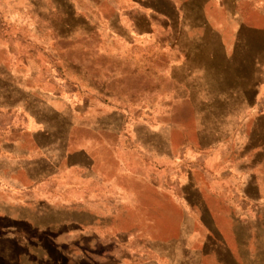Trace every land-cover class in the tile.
I'll return each instance as SVG.
<instances>
[{
	"label": "rangeland",
	"instance_id": "1",
	"mask_svg": "<svg viewBox=\"0 0 264 264\" xmlns=\"http://www.w3.org/2000/svg\"><path fill=\"white\" fill-rule=\"evenodd\" d=\"M210 2L0 0V264H264V0Z\"/></svg>",
	"mask_w": 264,
	"mask_h": 264
},
{
	"label": "crops",
	"instance_id": "2",
	"mask_svg": "<svg viewBox=\"0 0 264 264\" xmlns=\"http://www.w3.org/2000/svg\"><path fill=\"white\" fill-rule=\"evenodd\" d=\"M206 1H211L210 2V4H211V6H212V8L214 9V7H213V5L212 4H217L216 3V0H206ZM229 6H230V8H231V11H229L228 10V8H226L227 9V14L228 15H230L231 17H232V19L234 20V21H238L239 20V18H237V16H235L236 15V13H237V7H238V2H237V0H229ZM194 3H196V1L194 2ZM203 3V2H202ZM196 4H198L197 6H196V17L195 18H193V22H194V24L195 25H197V26H199V25H201V27H203L204 29H207L208 28V25H209V20H208V18H206L205 17V9H204V4H200L199 3V1L196 3ZM170 6V5H169ZM174 7V6H173ZM226 7V6H225ZM219 9H221V11H224L223 10V8H220V7H218ZM229 8V9H230ZM181 9V8H180ZM175 10H177L176 9V7H174V11ZM181 11H183V10H181ZM183 13V17L182 18H179V19H175V20H173V19H169V18H167V20H169V21H171V25H173V24H177L178 22H180L181 21V23L184 25V24H186V16L184 15V12H182ZM207 16V15H206ZM166 17V16H165ZM180 20V21H179ZM175 21V22H174ZM239 22V21H238ZM224 53H227V52H225V51H229L225 46H224ZM236 49L233 47V49H232V59L235 57L234 55H235V53H236ZM222 56V55H221ZM223 57V56H222ZM250 58H252V56L250 55ZM260 58V59H259ZM249 61H247L248 62V65H250L249 66V72H251V70H250V68L252 67L251 65H252V62H251V60L250 59H248ZM263 59L261 58V56L259 55V57H258V62H260V63H262V62H264V61H262ZM245 61L243 60V62L242 63H244ZM257 62V61H256ZM256 64V66H257V63H255ZM260 66V65H259ZM259 68V67H258ZM253 90H254V92L256 93V89H255V87L253 88ZM250 101L251 102H253L254 101V99H250ZM252 104V103H251ZM262 114V116L264 117V112L263 113H261ZM125 233V231L124 230H122V231H120V234H121V236H122V238L124 239L126 236H123V234ZM121 243L119 242V248H122V251H120L119 252V264H125V263H127V264H150V263H154V264H157V263H155V261H151L150 262V259H149V256H147L145 253L144 254H140L138 251H134V250H132V249H130V248H127V247H125V246H123V244H124V242H123V240L121 239ZM220 243V242H219ZM122 244V245H121ZM220 244H223V243H220ZM219 245V244H218ZM124 249H126V255H125V251H124ZM158 257H160V258H163V259H167L168 260V262H169V264H171V261L172 260H174L175 261V263H177V264H183V259H184V254H180V255H172V253L171 252H169V251H166V252H163V253H158ZM81 259V258H80ZM178 261H179V263H178ZM181 261V262H180Z\"/></svg>",
	"mask_w": 264,
	"mask_h": 264
},
{
	"label": "trees",
	"instance_id": "3",
	"mask_svg": "<svg viewBox=\"0 0 264 264\" xmlns=\"http://www.w3.org/2000/svg\"><path fill=\"white\" fill-rule=\"evenodd\" d=\"M170 8H171V10L173 11V13L172 14H170L168 17H171V19H173V20H175L176 18L177 19H179V18H182L183 17V11H181V9H177V7L176 6H174V7H176V9L178 10V12L176 13V11H174V7H173V5L171 4L170 6H169ZM236 54V53H235ZM254 59V62H253V64L252 65H254L253 67H257L256 66V61L258 62V57H256V56H252V60ZM232 60H235V57L232 59ZM244 60H247L245 57H244ZM249 61V60H248ZM236 63V62H235ZM239 64V63H238ZM240 65V64H239Z\"/></svg>",
	"mask_w": 264,
	"mask_h": 264
}]
</instances>
